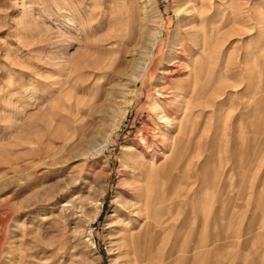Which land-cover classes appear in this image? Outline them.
I'll return each instance as SVG.
<instances>
[{"label":"rangeland","instance_id":"374dc122","mask_svg":"<svg viewBox=\"0 0 264 264\" xmlns=\"http://www.w3.org/2000/svg\"><path fill=\"white\" fill-rule=\"evenodd\" d=\"M0 264H264V0H0Z\"/></svg>","mask_w":264,"mask_h":264},{"label":"bare ground","instance_id":"6f19581e","mask_svg":"<svg viewBox=\"0 0 264 264\" xmlns=\"http://www.w3.org/2000/svg\"><path fill=\"white\" fill-rule=\"evenodd\" d=\"M196 76H197L196 79H198L199 74H197ZM101 77L104 78L105 75L102 74ZM199 95L203 96L204 95V92L203 91L200 92ZM173 103H174V101H173ZM154 107H155L156 110L159 111V113L165 112L164 111V108L161 107V105H158L157 104ZM161 118H163V117L161 116ZM167 119H168V117H167ZM167 119L165 121H168L169 120V119L168 120ZM183 129H185V128H183ZM145 154L147 155V154H150V153L145 152ZM155 170H156V168H155ZM150 191H151L152 195H151V199H150V203H149V218H150V220H152V225L150 226L149 230L143 229L138 234H133L132 235L129 231H127L128 234L126 233L127 235H126V238H125V239H127V242H126V240H125V242L128 245V249H129L128 252L131 253L132 252L131 247H133L134 254H135V257H136L138 263H141L142 262L143 257L146 255L147 252L148 253L150 252L149 255H151L155 250L157 251V248L159 246V244H158V224H157V220H158V211H157L158 210V206L157 205L158 204H157L156 198H155V195H156V182L155 181H153L151 183V185H150ZM99 213H100V210H97L95 212V214L92 216V219L95 220L98 217V214ZM135 262H136V260H135Z\"/></svg>","mask_w":264,"mask_h":264}]
</instances>
